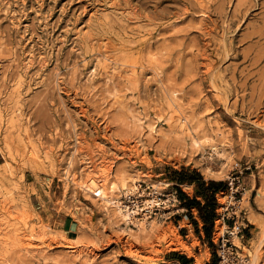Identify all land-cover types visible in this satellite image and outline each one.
Masks as SVG:
<instances>
[{
    "label": "rangeland",
    "instance_id": "obj_1",
    "mask_svg": "<svg viewBox=\"0 0 264 264\" xmlns=\"http://www.w3.org/2000/svg\"><path fill=\"white\" fill-rule=\"evenodd\" d=\"M212 144L224 150L218 178L229 187L241 175L250 190L239 206L259 218L241 239L253 247L264 228V0H0V264H174L168 254L184 253L161 244L171 226L194 259L218 260L224 231L215 223L213 246L203 241L176 220L174 197L144 236L82 187L126 173L164 199L176 194L168 168L210 176ZM125 193L114 195L124 204Z\"/></svg>",
    "mask_w": 264,
    "mask_h": 264
},
{
    "label": "bare ground",
    "instance_id": "obj_2",
    "mask_svg": "<svg viewBox=\"0 0 264 264\" xmlns=\"http://www.w3.org/2000/svg\"><path fill=\"white\" fill-rule=\"evenodd\" d=\"M103 40H102V43L104 42ZM104 45L106 46V49H107L108 47H110V42H106V43H104ZM107 57H110V56H107ZM99 63H101V62L99 61ZM178 120L181 123H185L186 122V117L180 115L178 117ZM192 141H193V139H192ZM199 141H197V140L195 141L194 140L193 141L194 145L201 146V144H199ZM212 147L214 149L215 154H217V159L210 157L208 163L206 164L205 172H206V174H208L210 176L221 177L222 176V172L220 171V168L217 166L216 163H217V160H222V157L224 155L223 154L224 150L222 148H220L218 146V144H212ZM137 181L138 180L135 179V177H131V176H128L126 173H123V174H121V177L119 178V180L116 179V181H110V183L108 185L98 183L97 181L92 179L89 184H87L85 186H82V187H85V189L87 191H89V192L95 193V195L98 196L99 200L105 202L108 206H112L115 209V211L117 212L120 220L123 222L124 225L130 226L131 224H133V225L138 227L139 233H141L144 236H146L147 233H148L147 227H148V225L150 223L154 222L153 221L154 219L152 221H149V219L147 217L148 214H144L142 218H139L137 216V214H138L137 211H130L127 208L124 209L125 206L123 205L122 200L120 201L115 196L116 194L114 195V193H117L118 191H119V193H122V192L125 191L126 195L130 194L131 192H133V190H136V189L139 188V186L137 184ZM218 197H219L220 202H222V203L232 201V199H233L231 196H228L226 194V192L220 193L218 195ZM262 199L263 198L261 196H260V199L258 198V200L260 201L259 204L263 201ZM240 202H241V204L243 203V204H245L247 206L248 205L250 206V190L245 192V195L240 200ZM248 219H249V221L251 223H253L255 225L259 224V218L257 217L255 212L250 211ZM118 226H120V225L118 224ZM225 228H226V224L225 223H221L220 221H217V224H216V232L217 233H222ZM31 234H32V232H31ZM163 234H164L163 236L167 237L166 239H169V241L168 240L166 241V244H164V242H165L164 239L161 242L162 245H165L167 250H176V251L183 252L184 254H187L190 257L194 256V253H193L194 244L190 245V244H187L186 242L182 241L181 238H180V235L178 233V229L176 227H174V226L169 227L168 230H166V232L163 233ZM256 242L257 243H255L253 245V247H254L253 248L252 246L244 245L240 238H238V237L235 238V243L237 245L241 246L244 250L248 251V255H249L250 258H249V261H248L247 264H258L259 248H260L261 244L264 242V228H263V230H261V233L258 234ZM161 244L160 243H158V244L156 243L155 246H160ZM174 264H179V263H175L174 262ZM194 264H204V260L196 258V261H195Z\"/></svg>",
    "mask_w": 264,
    "mask_h": 264
},
{
    "label": "built area",
    "instance_id": "obj_3",
    "mask_svg": "<svg viewBox=\"0 0 264 264\" xmlns=\"http://www.w3.org/2000/svg\"><path fill=\"white\" fill-rule=\"evenodd\" d=\"M150 188L151 187H146L142 191L138 189L135 194H128L123 204L125 206L124 208L130 211H137V216L142 213L148 214V217L151 218L152 215H162V209L160 210V208L170 202L168 201V196L174 197L175 201H178L176 194L163 195L164 199H162L161 195L157 194L154 190V193L149 192L148 190ZM145 192H147L146 199ZM227 192V195L231 196L233 199L222 207V212H218L219 216L217 221L225 223L226 229L219 237L218 241L215 242L218 252L217 264H247L250 258L248 253H245L243 248L234 242L236 237L245 239V231L248 227L246 224L245 212L243 209H240L239 206L240 200L244 197L246 192V187L244 186L241 175H235L230 178ZM154 198L158 200L156 204H152V202L155 201ZM148 202L150 203L147 204Z\"/></svg>",
    "mask_w": 264,
    "mask_h": 264
},
{
    "label": "trees",
    "instance_id": "obj_4",
    "mask_svg": "<svg viewBox=\"0 0 264 264\" xmlns=\"http://www.w3.org/2000/svg\"><path fill=\"white\" fill-rule=\"evenodd\" d=\"M164 178L173 182L174 189L180 204L187 208L189 212V218L192 222L196 234L203 240L210 243L212 233L216 220L218 219V208L220 203L218 201V194L221 191L227 190V182L222 180L206 179L198 168L192 166H181L180 168H168ZM188 184L193 186L194 195L191 197L182 188L181 185ZM192 209H197L199 217L203 222L202 227L199 225V221L195 219L192 214ZM247 239H250L251 234L247 232ZM169 261H178L180 264H193L194 259L189 258L185 254L179 252H171L167 256ZM208 264H217V255L214 252L212 261Z\"/></svg>",
    "mask_w": 264,
    "mask_h": 264
},
{
    "label": "crops",
    "instance_id": "obj_5",
    "mask_svg": "<svg viewBox=\"0 0 264 264\" xmlns=\"http://www.w3.org/2000/svg\"><path fill=\"white\" fill-rule=\"evenodd\" d=\"M186 165H190V166H192L193 168H198L199 169V171H201L200 170V168L198 167V166H196V165H194V164H191V163H189V164H186ZM185 166V165H184ZM203 175H204V177L206 178V179H213V180H222V178H218V177H215V176H207V175H205L203 172H201ZM163 180L164 181H166V182H168V184L171 186V188H172V186L174 185V183L173 182H170L168 179H166V178H163ZM181 188L188 194V195H190L191 197L194 195V189H193V186H190V185H188V184H184V185H181ZM172 190L174 191V189L172 188ZM175 192V191H174ZM221 192H223V191H221ZM220 192V193H221ZM219 193V194H220ZM218 194V195H219ZM178 199V198H177ZM179 213H178V216L176 217V220H178V222H182V221H188L189 223H191L192 224V222L190 221V218H189V212H188V210H187V208H185V207H183L181 204H180V202H179ZM192 214L194 215V217H195V219H197L198 221H199V225H200V227H202V225H203V222L201 221V219H200V217H199V214H198V210L197 209H192ZM248 216H249V211L248 210H245V219H246V224H247V228H246V234H247V232H249L250 234L252 233V229H253V225H255V224H253V223H251L250 221H249V219H248ZM193 225V224H192ZM188 231L190 230V228H188L187 229ZM185 255H187V254H185ZM188 256V255H187ZM189 258H193V257H190V256H188ZM194 259V258H193ZM168 262H175V263H179L180 264V262H178V261H169V260H167ZM195 261H196V259H194V262H193V264L195 263ZM211 260H206V262H205V264H208L209 262H210Z\"/></svg>",
    "mask_w": 264,
    "mask_h": 264
}]
</instances>
